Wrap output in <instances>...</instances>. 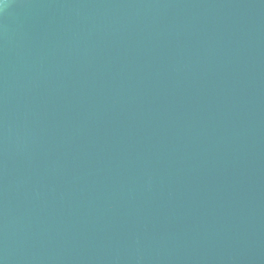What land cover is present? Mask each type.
<instances>
[{"label":"water","instance_id":"95a60500","mask_svg":"<svg viewBox=\"0 0 264 264\" xmlns=\"http://www.w3.org/2000/svg\"><path fill=\"white\" fill-rule=\"evenodd\" d=\"M0 264H264V0H4Z\"/></svg>","mask_w":264,"mask_h":264},{"label":"clouds","instance_id":"9594fccd","mask_svg":"<svg viewBox=\"0 0 264 264\" xmlns=\"http://www.w3.org/2000/svg\"><path fill=\"white\" fill-rule=\"evenodd\" d=\"M4 4V0H0V5H3Z\"/></svg>","mask_w":264,"mask_h":264}]
</instances>
